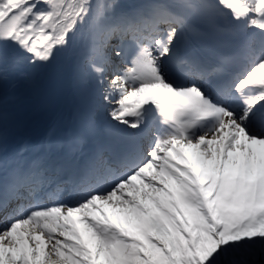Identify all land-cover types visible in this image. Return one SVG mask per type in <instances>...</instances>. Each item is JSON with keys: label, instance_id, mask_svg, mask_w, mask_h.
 <instances>
[{"label": "snow or ice", "instance_id": "1", "mask_svg": "<svg viewBox=\"0 0 264 264\" xmlns=\"http://www.w3.org/2000/svg\"><path fill=\"white\" fill-rule=\"evenodd\" d=\"M0 264H264V0H0Z\"/></svg>", "mask_w": 264, "mask_h": 264}, {"label": "bare ground", "instance_id": "2", "mask_svg": "<svg viewBox=\"0 0 264 264\" xmlns=\"http://www.w3.org/2000/svg\"><path fill=\"white\" fill-rule=\"evenodd\" d=\"M79 47H80V39L78 37L73 49V54L71 56H67L64 58L66 74L69 78L71 76L72 64L75 58V53L79 51ZM91 100H92V92L90 87L86 88L79 96H74L70 90L67 92V102L69 106L78 102L86 105L90 103Z\"/></svg>", "mask_w": 264, "mask_h": 264}]
</instances>
